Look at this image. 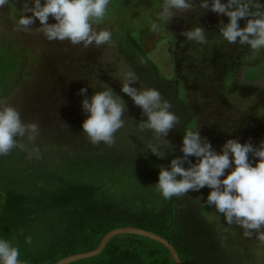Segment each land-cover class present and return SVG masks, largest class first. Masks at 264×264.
<instances>
[{
    "label": "rangeland",
    "instance_id": "rangeland-1",
    "mask_svg": "<svg viewBox=\"0 0 264 264\" xmlns=\"http://www.w3.org/2000/svg\"><path fill=\"white\" fill-rule=\"evenodd\" d=\"M128 1L131 3L124 16L128 27L123 28L116 13L106 15L97 30L107 28L112 32V40L100 48L72 45L67 40L50 42L39 31L38 19L32 28L18 30L16 22L24 0H9L0 8V51L7 50L19 56L15 67L7 74L10 85L0 91V99L17 107L25 122H37L40 127V134L34 142L26 137L21 139L25 145L24 152L30 158L47 156L48 159H43L46 161H57L62 156L107 159L116 155L128 158L131 169L129 184L147 187L155 186L162 166L170 167L173 158L183 155L179 139L183 119L194 115L192 120L196 118L198 125L192 123L187 126L199 127L201 136L207 138L217 151L228 139H239L241 143L250 141L253 145L264 140V49L253 52L247 45L229 44L222 40L219 29L227 23L228 17L218 16L210 10L203 15L197 10L183 17H174L168 25L161 24L154 31L152 25L159 23L157 13L164 0ZM54 22L50 16L49 23ZM197 23L207 31L206 44L188 41L181 34ZM245 23L246 20L242 19L241 27ZM123 35L134 38L139 58H153L165 75L183 71L181 77H184L188 71L191 72L184 83L189 86L191 94L185 99L189 97L187 100L192 105L181 111V117L178 116L180 122L169 131L166 139L174 151L169 150L163 158L147 150L152 133H140L137 129L146 117L142 109L122 93L119 77L124 72H134L138 77L134 86L154 87L161 95L165 87L161 85L162 79L159 80L161 84L154 83L153 79L158 81L155 74L152 79L149 75L136 73L134 54L129 55L133 51L125 49ZM249 71H252L253 78L248 77L250 73L246 76ZM231 75L241 82V88L236 86L239 88L236 91L233 90ZM107 85L127 104L126 124L116 133L112 145L103 142L93 145L82 129L87 113L82 108L84 97L80 89L86 87L90 98L95 91ZM169 89L167 93L179 104L181 101L175 89ZM163 98L172 100L169 95ZM209 110H212L210 116L213 118H203L201 122V116L208 114ZM200 127L209 134L204 135ZM209 127L219 129V133L209 132ZM135 156L142 157V161L134 160ZM145 156L152 161L146 162ZM184 166L188 167L187 162ZM229 171L226 170L225 174ZM210 191L204 187L174 198L180 200L178 212L182 219L183 215L188 218V232H184V238L196 244L195 255L201 256L200 263L264 264V243L257 240L255 234L244 237L243 228L228 225L223 214L217 213L214 207L204 206Z\"/></svg>",
    "mask_w": 264,
    "mask_h": 264
},
{
    "label": "clouds",
    "instance_id": "clouds-1",
    "mask_svg": "<svg viewBox=\"0 0 264 264\" xmlns=\"http://www.w3.org/2000/svg\"><path fill=\"white\" fill-rule=\"evenodd\" d=\"M8 2L0 0V8ZM110 3L111 0H24L16 23L18 30H28L38 19L39 31L50 42L67 40L72 45L100 48L112 40L110 30H97L105 20ZM197 10L200 15L210 10L228 17L227 23L219 29L222 40L247 45L253 52L264 49V0H164L157 13L159 23L153 24L152 29L155 31L161 24L168 25L174 17ZM50 16L54 23H49ZM242 19L246 20L243 27ZM181 34L197 44L208 42L207 31L199 23ZM119 78L122 93L130 97L146 117L137 129L140 133H152L147 150L161 158L169 150L174 151L166 137L180 120L171 110V103L154 87L134 86L138 83L134 72H124ZM87 91L86 87L80 89L84 97L82 108L87 113L82 123L83 132L93 145L103 142L110 146L115 142L116 133L125 127L127 104L109 85L95 91L90 98ZM39 134L37 122H25L17 107L0 99V156L15 148L24 150L21 139L26 137L34 142ZM181 151L182 156L168 159L170 167L160 168L154 185L162 197L170 200L190 190L208 187L211 191L204 206L214 207L217 213L223 214L228 225L243 228L244 237L255 234L256 239L264 243V140L253 145L250 141L241 143L239 139H228L217 151L201 136L199 127H188ZM190 157L196 158L194 163ZM148 160L152 159L145 157V161ZM186 162L188 167L184 166ZM25 243L31 244V237H26ZM0 264H24L19 247L3 237H0Z\"/></svg>",
    "mask_w": 264,
    "mask_h": 264
},
{
    "label": "trees",
    "instance_id": "trees-1",
    "mask_svg": "<svg viewBox=\"0 0 264 264\" xmlns=\"http://www.w3.org/2000/svg\"><path fill=\"white\" fill-rule=\"evenodd\" d=\"M130 3L128 0H113L108 9L107 15L116 13L123 28L128 27L124 16ZM122 40H125V49L134 52L129 55L134 54L132 59L136 73L149 75L152 79L155 74L158 81L156 78L153 81L158 84L162 79L164 94L172 98V102L168 98L171 110L181 117V111L192 105L187 100L189 97L185 99L191 94L189 86L184 83L191 72L188 71L184 77H181L183 71L165 75L153 58H139L134 38L123 35ZM18 58L7 50L0 51V91L10 85L7 74L15 67ZM246 76L253 78L252 71ZM231 80L233 90L241 88V82L236 77L231 75ZM168 83L171 85L167 86ZM169 88L175 89L181 101L179 104L167 93ZM164 94L162 97H165ZM211 111L201 114V122L203 118H213ZM194 117L182 120L179 132L181 145L185 130L189 127L187 125H198L196 118L192 120ZM209 128V132L219 133V129ZM205 130L202 128L201 132L208 135ZM24 151L15 148L7 155L0 156V237L9 239L19 247L23 262L55 264L66 256L96 248L103 236L114 228L136 226L168 239L184 264H201V256L195 255L196 244L184 238L189 225L188 218L183 215L182 219V214L178 212L179 198L175 200L174 196L165 200L156 189H152L155 186L130 185V159L116 155L107 159L62 156L57 161H46L43 159L47 156L30 158ZM190 159L193 163L196 160L195 157ZM23 171L25 173L22 174ZM26 237H31V244L25 243ZM68 264L176 262L163 243L140 234L119 233L107 242L99 254Z\"/></svg>",
    "mask_w": 264,
    "mask_h": 264
},
{
    "label": "water",
    "instance_id": "water-1",
    "mask_svg": "<svg viewBox=\"0 0 264 264\" xmlns=\"http://www.w3.org/2000/svg\"><path fill=\"white\" fill-rule=\"evenodd\" d=\"M119 233H130V234H140V235H144L147 236L149 238L155 239L161 243H163L170 251L173 259L175 260L176 264H184L183 261L181 260V257L179 256L176 248L174 247V245L165 237L150 231V230H146L143 228H139L136 226H124V227H117L114 228L112 230H110L109 232H107L103 238L101 239L99 245L89 251L86 252H79V253H75L69 256H66L62 259H60L59 261H57L55 264H68L70 262L73 261H77L79 259H83L86 257H90V256H94L99 254L106 246L107 242L115 235L119 234ZM24 264H29L24 262Z\"/></svg>",
    "mask_w": 264,
    "mask_h": 264
}]
</instances>
